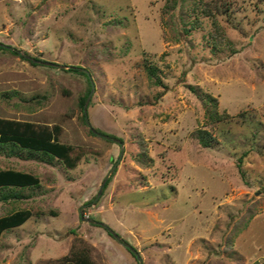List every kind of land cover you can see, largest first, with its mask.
<instances>
[{
  "label": "rangeland",
  "instance_id": "1",
  "mask_svg": "<svg viewBox=\"0 0 264 264\" xmlns=\"http://www.w3.org/2000/svg\"><path fill=\"white\" fill-rule=\"evenodd\" d=\"M175 2L166 11L171 1L0 0V43L29 57L0 50V117L59 124L60 142L86 149L73 169L0 155V168L40 180L19 189L27 198L0 202V216L12 207L41 213L4 231V264H59L85 248L95 264H138L104 227L81 219L82 205L141 264H264V0ZM148 61L164 87L149 83ZM75 67L95 85L90 124L109 138L82 122L88 82L67 70ZM188 85L230 117L207 125ZM197 129L214 145L202 147ZM141 140L150 166L134 158Z\"/></svg>",
  "mask_w": 264,
  "mask_h": 264
},
{
  "label": "trees",
  "instance_id": "2",
  "mask_svg": "<svg viewBox=\"0 0 264 264\" xmlns=\"http://www.w3.org/2000/svg\"><path fill=\"white\" fill-rule=\"evenodd\" d=\"M168 1H171L172 3L168 6L166 11H170V9H172L176 4L175 0ZM206 12L209 13L210 11L207 10ZM212 21L215 26V30L218 32L220 28L219 24H217L215 18ZM2 49L7 50L14 55L25 58V56L20 54L17 49H9L6 46H0V50ZM144 68L147 79L151 85L162 87L165 86L159 74L160 71L156 65L148 61L144 64ZM67 70L79 72L85 75L87 78V90L79 100V106L81 109H83V104L91 87L88 76L82 72L79 67L68 68ZM188 86L191 91L198 94L199 98L202 99L205 107V123L207 125L211 127L230 117L227 112H220L218 110V101L214 96L210 94L199 93L197 90L198 88L193 85ZM241 114H244V112H241ZM82 122L85 123L84 115H82ZM61 130L62 128L59 124H54L51 126L26 120L0 117V155L18 157L20 159H35L50 164L58 161L66 168L73 169L77 166L82 156L86 153V149L83 146H76L60 142L59 136ZM89 133L93 134L91 130H89ZM193 135L202 147H211L216 141L215 137L207 129H197ZM139 146L140 151L135 154V160L144 166L152 165L153 159L148 154L146 143L141 140L139 142ZM241 160L242 159L239 158V165ZM109 181L110 177L106 181L104 189L106 188ZM39 183V178L32 173L16 170L13 168H0V201L5 202L10 197L7 192V188L9 186L23 189L39 186ZM25 195L26 194L22 193L21 191H17L16 193L12 194V198L22 199L23 197H27ZM34 214L41 213L37 211L35 212L32 209L26 207H12V209L8 210L6 214L0 216V236L5 230L22 225ZM0 264H4V262L0 261ZM59 264L95 263L90 258L88 249L85 248V250L73 249L62 258Z\"/></svg>",
  "mask_w": 264,
  "mask_h": 264
},
{
  "label": "water",
  "instance_id": "3",
  "mask_svg": "<svg viewBox=\"0 0 264 264\" xmlns=\"http://www.w3.org/2000/svg\"><path fill=\"white\" fill-rule=\"evenodd\" d=\"M0 46H6V47H8L9 49H13L12 47L7 46V45H3L2 43H0ZM24 56L27 57V58H29L27 55H24ZM33 61H38V60L33 59ZM44 63H46V64H48V65H51V66H57V67H60V68H61V67H64V65H59V64L52 63V62H44ZM79 69H80L82 72H84V73L88 76V79H89V81H90V85H91V87H90V91H89V93H88V95H87V97H86V99H85L84 104H83L84 121H85L87 127L92 131V133L97 134V135H100V136H103V137H105V138H109L108 135H104V134H101V133H99L98 131H96V130L91 126V124H90V121H89V118H88V114H87V106H88V103H89V101H90V99H91V96H92L93 90H94V88H95V85H94V82H93V80H92V78H91V75H90L89 71H88L87 69H85V68H82V67H79ZM112 139L115 140L116 142H118V143L121 144V141H120L119 139H115V138H112ZM116 164H117V162H115V164L113 165V167L111 168V170L105 175V177L103 178L102 182L100 183V186H99L98 192H97L96 196H95L94 199H93V203H95V202L98 200V198L100 197V195H101V193H102V191H103L104 185H105V183H106V181H107V179H108V177H109L111 171L114 170ZM82 209H83V205L79 208V212H80V217H81V219L86 220V221H88V222H90V223H94V224H97V225H100V226L104 227V228H105V229H106V230H107V231H108V232H109V233H110V234H111V235H112L117 241H119L120 243H122V244H123L128 250H130L131 253H133V255L136 257V259H137V261H138V264H141V257H140V255H139L138 251H137L132 245H130L129 243L125 242V241L122 239V237L119 236V235H118L115 231H113L110 227H108L107 224L102 223V222H98V221L93 220V219H91V218H89V217H87V216H84L83 213H82Z\"/></svg>",
  "mask_w": 264,
  "mask_h": 264
},
{
  "label": "crops",
  "instance_id": "4",
  "mask_svg": "<svg viewBox=\"0 0 264 264\" xmlns=\"http://www.w3.org/2000/svg\"><path fill=\"white\" fill-rule=\"evenodd\" d=\"M2 169V168H1ZM3 169H8V168H3ZM11 169V168H10ZM17 170V169H16ZM8 190H7V192H8V194H9V198L5 201V202H3V203H9V204H14V203H16V201L18 200V199H13L12 198V194H14V193H16L17 191H19V189L17 188V187H12V186H9L8 188H7ZM23 193V192H22ZM25 194V193H24ZM26 196H27V194H26ZM28 197V196H27ZM26 197V198H27ZM0 202H2V201H0ZM12 207V206H11ZM11 208H9V210H10ZM6 214V213H5ZM4 215V214H3ZM2 216V215H1ZM25 223V222H24ZM23 223V224H24ZM15 228V227H14ZM3 234H4V232L1 234V236H0V238L3 236ZM0 261H2L1 259H0Z\"/></svg>",
  "mask_w": 264,
  "mask_h": 264
}]
</instances>
